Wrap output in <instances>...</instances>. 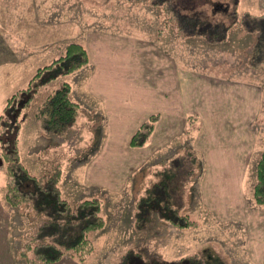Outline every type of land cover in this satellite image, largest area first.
<instances>
[{
  "label": "rangeland",
  "instance_id": "obj_1",
  "mask_svg": "<svg viewBox=\"0 0 264 264\" xmlns=\"http://www.w3.org/2000/svg\"><path fill=\"white\" fill-rule=\"evenodd\" d=\"M14 1L17 3L14 8L10 6L9 0L2 8L16 14V22H0V118H4L3 107L7 98L18 89L26 87L35 70L61 55L69 42H78L87 51L83 38L74 41L65 38L71 33L75 36L77 30L80 37L94 28L137 33L140 36L149 35L158 43L164 40L162 46L170 49H173L172 43L169 39H164L165 36L175 32V36L180 37L174 21L165 15L160 6L153 5L150 0H32V6L29 5L28 8L19 6V2ZM176 1L184 10L189 11L199 4L210 15H223L225 19H228V16H225L228 15L226 11L234 6V0ZM237 1L239 13L247 11L254 15L264 14V7L259 6L256 0ZM3 18L7 21V14ZM230 31L228 42L217 47L206 45L201 40H192V47L200 48V51L193 52L189 60L192 66L198 69H201L206 61L207 73L226 80L237 79L255 92L256 109L255 114L250 115L251 129H241L243 133L248 134L253 149L249 153L247 164L240 168L243 176L239 183V194L242 199L239 198L238 208L247 210L245 213L249 212L250 218L257 209V214L263 216L261 222H264V205L256 204L252 198L255 165L264 150V60L252 64L256 32L247 31L240 22L233 25ZM202 47H207V54L201 52ZM179 52L177 47V54ZM10 62H16L17 65L8 69L2 66H7ZM73 72L57 76L53 81H48V85H41L35 97L20 111L17 118L19 158L31 174L43 175L57 167L61 196L72 207L84 198L97 197L100 200L103 225L88 233L92 243L91 250L82 260L67 252L59 264H119L121 256L130 249L140 252L148 259L168 260L192 254L201 258L203 264H215L216 256L224 261L218 264H259L249 259L252 252L248 250L246 236L251 226L241 222L242 219L249 220L247 215V218L237 217L227 221L219 217L221 212H217L221 205L211 208L199 194H189L191 183L195 191V186L196 189L199 186L196 181L201 175L198 156L190 143L199 124L192 115H188L185 134L179 140H174L170 150L161 152L141 168L132 169L121 185H113L117 188L113 187L114 189L109 191L96 188L91 191L84 186L82 181L85 165L93 154L91 144L94 130L95 138L100 136V116L95 115V111H90L89 108L81 111L79 102L75 101L79 105L75 124L63 129L58 144H55L54 139L57 137L53 135L51 140L50 135L45 134L48 131L43 129L42 121L35 118L37 106L50 91L63 81L69 82L71 86ZM34 120L39 127L36 134ZM133 133L128 140L129 146H144L147 141L142 146L130 145ZM0 158L2 159L1 146ZM1 164L3 167L0 169V178L5 180V186L0 187V227L2 225L3 231L9 230L16 240L17 256L25 259L22 254L25 244L37 226L47 217L44 212L32 209L27 201L10 204L6 197L7 175L3 160ZM162 179L168 182L171 202L181 213H186L192 219L191 226L177 227L158 214H150L140 227L135 225L134 214L139 197L152 183ZM217 200L220 201L219 196ZM217 200H214L216 204Z\"/></svg>",
  "mask_w": 264,
  "mask_h": 264
},
{
  "label": "crops",
  "instance_id": "obj_2",
  "mask_svg": "<svg viewBox=\"0 0 264 264\" xmlns=\"http://www.w3.org/2000/svg\"><path fill=\"white\" fill-rule=\"evenodd\" d=\"M9 1L14 8L17 3ZM17 1L19 6L25 8L32 6V0ZM256 1L264 7V0ZM7 2L0 0V22H16V14L2 8ZM5 14L7 21L3 18ZM230 29L228 38L212 43L199 36L177 38L176 33L171 32L164 39L171 41L173 49L164 48V40L158 43L149 35L107 29L94 28L82 37L79 30L75 36L72 33L68 37L62 36L69 41L83 38L89 57L83 68L71 74L70 97L79 102L81 111L85 108L94 110L102 121L98 128V139L94 130L91 144L93 154L85 165L82 183L91 191L96 188L103 191L117 188L113 185H121L132 169L141 168L161 152L170 150L174 140H179L185 134L188 115H192L199 124L190 143L198 156L201 175L196 181L199 188L195 186L193 191L191 183L189 194H199L211 208L221 205L219 209L216 207L217 212H221L219 217L227 221L247 215L249 222L243 219L241 222L251 226L246 236L248 250L252 252L249 259L264 264L263 216L258 215L256 209L250 218L249 212L245 213L247 210L238 208L239 198L242 199L239 194V183L243 176L240 168L247 164L253 149L248 134L241 129H251L250 115H254L256 109L255 92L237 79L226 80L207 73L206 61L201 69L193 67L190 61L192 53L200 49L192 47V40H201L206 45L217 47L228 42ZM57 37L60 36L57 34ZM177 47L180 51L178 54ZM202 51L207 54V47H202ZM10 63L2 66L8 69L17 65L16 62ZM153 113L159 117L146 144L131 148L128 144L130 135ZM76 117L65 128L74 126ZM33 123L36 134L39 127L35 120ZM61 133L45 132L51 140L53 135L57 137L54 138L55 144L59 143ZM2 167L0 163V169ZM2 186H5V180L1 177ZM218 196L220 201L217 200ZM1 227L0 264H28L24 257L17 256L15 238L9 230L3 231ZM62 261L63 258L37 264H59ZM220 262L224 263L216 256L215 264Z\"/></svg>",
  "mask_w": 264,
  "mask_h": 264
},
{
  "label": "trees",
  "instance_id": "obj_3",
  "mask_svg": "<svg viewBox=\"0 0 264 264\" xmlns=\"http://www.w3.org/2000/svg\"><path fill=\"white\" fill-rule=\"evenodd\" d=\"M153 5L162 8L165 15L174 21L180 36H199L207 42H220L227 38L229 29L240 22L247 31L257 33L255 53L252 64L264 60V14L254 15L247 11L238 12V1L227 10L225 16L210 15L198 5L191 10L180 8L176 0H150ZM188 5H186V9ZM225 9V8H224ZM88 62L85 47L78 42H69L64 52L49 64L38 67L29 79L27 86L18 89L9 96L3 107L4 118H0V146L7 175L6 197L12 205L27 201L32 209L44 212L47 219L41 222L30 240L25 244L22 254L29 263L54 262L60 260L67 252L78 260L85 258L91 250L89 231L103 225L100 215V200L97 197L84 198L70 206L61 196L58 186L59 169H53L43 175H33L19 158L17 145L18 122L20 111L28 106L35 97L39 87L59 75L71 73ZM71 86L63 81L50 91L35 111V118L42 121L43 129L59 134L75 117L78 103L70 97ZM1 119H3L1 121ZM157 114H151L130 139L131 146H142L147 141ZM177 162V161H176ZM252 198L258 205H264V150L255 165V183ZM155 212L161 218L180 228L193 223L186 214L171 202V192L166 180L152 183L136 203L135 225H144L147 217ZM33 241V244H32ZM119 264H203L201 258L186 255L174 259L159 260L144 258L133 249L127 250Z\"/></svg>",
  "mask_w": 264,
  "mask_h": 264
}]
</instances>
